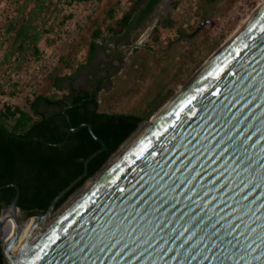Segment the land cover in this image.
<instances>
[{
    "label": "water",
    "instance_id": "95a60500",
    "mask_svg": "<svg viewBox=\"0 0 264 264\" xmlns=\"http://www.w3.org/2000/svg\"><path fill=\"white\" fill-rule=\"evenodd\" d=\"M152 120L13 264H264V3Z\"/></svg>",
    "mask_w": 264,
    "mask_h": 264
},
{
    "label": "rangeland",
    "instance_id": "374dc122",
    "mask_svg": "<svg viewBox=\"0 0 264 264\" xmlns=\"http://www.w3.org/2000/svg\"><path fill=\"white\" fill-rule=\"evenodd\" d=\"M73 1L0 0V110L6 104L29 110L28 95L32 92L35 96H54L75 89L96 91L104 110L137 113L146 118L142 123L150 121L264 3L162 0L144 19L135 14L125 32L116 35L110 28L133 0H114L113 4L108 2L110 5L94 0V10L80 20L75 36L62 41L60 33L72 17ZM82 2L88 5V1ZM169 14L175 17L176 27L161 29L162 41H154L155 28ZM96 29L102 30L104 40H96V54L88 62ZM179 31L185 35L180 37ZM54 49L60 50L63 60L48 73L38 61L45 50ZM82 65L86 66L75 74L73 82H63L62 90L54 86V77L73 75ZM41 73H47L43 82L38 78ZM111 159L70 198L87 189L110 166ZM69 199L52 214L59 213Z\"/></svg>",
    "mask_w": 264,
    "mask_h": 264
},
{
    "label": "trees",
    "instance_id": "16d2710c",
    "mask_svg": "<svg viewBox=\"0 0 264 264\" xmlns=\"http://www.w3.org/2000/svg\"><path fill=\"white\" fill-rule=\"evenodd\" d=\"M161 1L133 0L110 32L124 33L135 14L144 19ZM176 25L172 14L163 16L154 30V41H162L161 29H174ZM179 32L180 37L185 35ZM102 36L101 29L93 32L88 62L96 54V40H104ZM85 66H80L73 75L54 77V86L62 90L63 82H73L75 74ZM101 106L96 91L75 89L62 95L38 94L29 110L4 105L0 110V219L17 195L12 184H17L21 191L18 201L21 211L27 215L44 214L53 199L84 172L85 160L101 149L102 144L88 127L77 131H72V127L91 124L95 134L105 141L106 148L89 163L88 175L57 203L55 210L99 173L146 119L137 113L114 112ZM44 107L57 111L49 113ZM5 262L4 241L0 240V264Z\"/></svg>",
    "mask_w": 264,
    "mask_h": 264
},
{
    "label": "bare ground",
    "instance_id": "6f19581e",
    "mask_svg": "<svg viewBox=\"0 0 264 264\" xmlns=\"http://www.w3.org/2000/svg\"><path fill=\"white\" fill-rule=\"evenodd\" d=\"M263 5V4H262ZM261 5V6H262ZM161 6V5H160ZM260 6V7H261ZM259 7V8H260ZM258 8V9H259ZM257 11V10H256ZM159 12V11H158ZM254 14H252L253 16ZM251 16V17H252ZM250 17V18H251ZM249 18V19H250ZM248 19V20H249ZM247 22L244 23V25ZM242 25L240 29L244 26ZM239 29V30H240ZM236 32V34L239 32ZM234 34L226 44L236 35ZM225 44V45H226ZM223 45V47L225 46ZM222 47V48H223ZM221 48V49H222ZM220 49V50H221ZM219 50V51H220ZM218 51V52H219ZM217 52V53H218ZM216 53V54H217ZM215 54V55H216ZM211 61V60H210ZM209 61V62H210ZM208 62V63H209ZM157 117V116H156ZM153 120L144 122L134 132V134L121 146L120 150L111 159L110 165L133 143V141L149 126ZM104 172V171H103ZM102 172V173H103ZM101 173V174H102ZM100 176V175H99ZM98 178V177H97ZM95 178L88 184L87 189L97 179ZM87 189L76 193L72 196L67 204L59 211V213L50 214L45 217H29L23 216L19 209L15 210L12 207H6L0 219V237L5 242V251L7 264H13L18 261L37 241L44 235L52 223L70 206L83 192ZM16 239V240H15ZM15 240V242H13Z\"/></svg>",
    "mask_w": 264,
    "mask_h": 264
},
{
    "label": "built area",
    "instance_id": "2783aa9c",
    "mask_svg": "<svg viewBox=\"0 0 264 264\" xmlns=\"http://www.w3.org/2000/svg\"><path fill=\"white\" fill-rule=\"evenodd\" d=\"M95 2L94 0H88V5H83L82 1L74 0L71 4V13L72 17L67 20L66 25L62 28L60 37L61 40L69 41L75 36L77 32V26L80 20L87 18L91 12L94 10ZM63 57L59 49L54 50H45L39 59L38 63L41 66L46 67L48 69V73H51V70L58 67L62 62ZM47 73H41L38 78L39 82H43ZM28 100H30V105L35 99L34 93H29Z\"/></svg>",
    "mask_w": 264,
    "mask_h": 264
},
{
    "label": "crops",
    "instance_id": "0c3cea01",
    "mask_svg": "<svg viewBox=\"0 0 264 264\" xmlns=\"http://www.w3.org/2000/svg\"><path fill=\"white\" fill-rule=\"evenodd\" d=\"M107 2V5L113 4L114 0H104V3ZM110 4H109V3ZM109 10L111 11V9L109 8Z\"/></svg>",
    "mask_w": 264,
    "mask_h": 264
},
{
    "label": "flooded vegetation",
    "instance_id": "af4514ba",
    "mask_svg": "<svg viewBox=\"0 0 264 264\" xmlns=\"http://www.w3.org/2000/svg\"><path fill=\"white\" fill-rule=\"evenodd\" d=\"M95 92V91H92V93Z\"/></svg>",
    "mask_w": 264,
    "mask_h": 264
}]
</instances>
